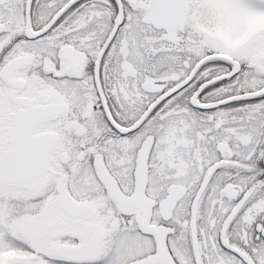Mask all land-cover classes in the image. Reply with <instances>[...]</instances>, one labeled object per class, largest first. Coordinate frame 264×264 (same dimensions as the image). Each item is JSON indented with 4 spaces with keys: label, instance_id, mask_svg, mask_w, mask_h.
Segmentation results:
<instances>
[{
    "label": "snow or ice",
    "instance_id": "obj_1",
    "mask_svg": "<svg viewBox=\"0 0 264 264\" xmlns=\"http://www.w3.org/2000/svg\"><path fill=\"white\" fill-rule=\"evenodd\" d=\"M0 264H264V0H0Z\"/></svg>",
    "mask_w": 264,
    "mask_h": 264
}]
</instances>
